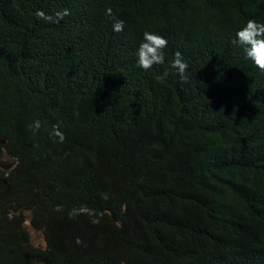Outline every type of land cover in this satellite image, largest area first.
<instances>
[{
	"label": "trees",
	"instance_id": "16d2710c",
	"mask_svg": "<svg viewBox=\"0 0 264 264\" xmlns=\"http://www.w3.org/2000/svg\"><path fill=\"white\" fill-rule=\"evenodd\" d=\"M249 18L264 0H0V264H264V72L232 43ZM144 30L168 42L148 71Z\"/></svg>",
	"mask_w": 264,
	"mask_h": 264
},
{
	"label": "clouds",
	"instance_id": "9594fccd",
	"mask_svg": "<svg viewBox=\"0 0 264 264\" xmlns=\"http://www.w3.org/2000/svg\"><path fill=\"white\" fill-rule=\"evenodd\" d=\"M67 15V9H62L55 13L57 21ZM104 15L112 18V8L105 7ZM37 16L46 20L52 19L51 17L45 16L43 12H37ZM123 27L124 22L122 20L113 18L111 24V31L113 33H120L123 30ZM167 43V40L162 35L153 31L144 30L135 50V66L142 71H148L149 69H152L154 65L159 66L165 64V49ZM232 43L241 48L244 57L251 61L255 68L264 72V22L251 18L244 20L235 30ZM167 63L168 66L181 77V79L184 78L187 65L183 61L179 52L173 53L171 58L167 60ZM163 75H167V72ZM30 127L33 130L38 129L40 127L39 121H33ZM55 135L59 137L60 141L63 140V135L60 132H55ZM56 210H59V206H57ZM95 222L96 221H93V223ZM78 242L79 241H77V243Z\"/></svg>",
	"mask_w": 264,
	"mask_h": 264
},
{
	"label": "rangeland",
	"instance_id": "374dc122",
	"mask_svg": "<svg viewBox=\"0 0 264 264\" xmlns=\"http://www.w3.org/2000/svg\"><path fill=\"white\" fill-rule=\"evenodd\" d=\"M13 161L11 159H9L6 156H3L0 159V169L4 172L9 171L12 167H13ZM5 167H7V169H5ZM26 216V221H25V228L27 229V232L30 236V241L32 243L33 246L35 247H40V248H44L45 247V242L43 239V236L41 234V232L34 230L29 223V213L26 212L25 213Z\"/></svg>",
	"mask_w": 264,
	"mask_h": 264
},
{
	"label": "water",
	"instance_id": "95a60500",
	"mask_svg": "<svg viewBox=\"0 0 264 264\" xmlns=\"http://www.w3.org/2000/svg\"><path fill=\"white\" fill-rule=\"evenodd\" d=\"M5 169H7V167H5Z\"/></svg>",
	"mask_w": 264,
	"mask_h": 264
}]
</instances>
